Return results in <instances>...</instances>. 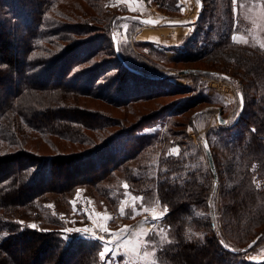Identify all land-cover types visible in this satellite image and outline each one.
I'll list each match as a JSON object with an SVG mask.
<instances>
[{
    "label": "trees",
    "instance_id": "16d2710c",
    "mask_svg": "<svg viewBox=\"0 0 264 264\" xmlns=\"http://www.w3.org/2000/svg\"><path fill=\"white\" fill-rule=\"evenodd\" d=\"M111 1L0 0V264H105L101 243L63 233L46 204L53 199L67 213L86 187L117 206L116 173L143 207L167 208L161 231L147 239L150 264H264L244 259L264 240V48L232 39L245 25L241 0L235 7L232 0H201L203 12L175 57L180 64H205L188 74L226 76L242 95L240 117L213 130L222 153L211 134L203 140L216 186L204 145L191 144L186 130L195 129L206 108L191 112L198 100L161 120L162 133H139L141 124L160 117L156 110L141 114L162 96L146 86L165 84L170 75L131 62L121 44L117 55L113 29L129 14L110 11ZM150 1L167 14L179 12L177 0ZM28 90L54 97L41 107L23 106ZM191 90L172 89L174 95ZM200 99L212 104L210 97Z\"/></svg>",
    "mask_w": 264,
    "mask_h": 264
},
{
    "label": "rangeland",
    "instance_id": "374dc122",
    "mask_svg": "<svg viewBox=\"0 0 264 264\" xmlns=\"http://www.w3.org/2000/svg\"><path fill=\"white\" fill-rule=\"evenodd\" d=\"M137 4L138 6L131 5L129 8L127 5L118 3V0H112L107 5V8L110 11L119 13L126 11L129 15L156 19L162 21V23L182 21L191 24L187 26L188 30L183 35L179 44L167 48L159 44L137 40V35L145 24L132 22L133 20L130 18L120 19L118 17L116 20L117 22L113 29V34L116 35L119 45L121 44L123 54H126L128 59L135 64L142 65L158 74L170 75L169 77L167 76L169 79L165 84L152 83L146 86L149 90L153 89V94L162 93L160 94L162 96H154L155 98L151 102L144 104V111L141 112V114L156 110L157 115H160V117L157 118L155 122L153 120L141 124L138 130L139 133H162L163 124H161V120L167 117L170 112L180 111L182 109L181 105H187L198 100L190 111L193 112L201 108H206L201 114L196 116L195 129L197 132L194 131L195 129L186 128L190 136V143L195 147L201 145L203 148L205 136L211 134L210 138L212 142H214L213 146H215L216 151L221 154L222 145L219 144V140L213 136V130L219 127L217 123L219 111H221V116L226 121L225 125L234 122L235 115L240 114V112H238L240 109L239 107H241V105L239 106V99L237 97L238 89L229 78H223L222 76L196 77L192 74L179 75V71L187 70L189 73L190 69L205 67V64L201 62L188 64L175 62L177 61L175 57L183 53L185 38L196 26V21L199 17L196 1L184 0V2L181 3L180 0H177L179 12L172 14L163 12L159 9L158 5L154 4L152 1L140 0ZM181 9H184V11H181ZM238 9L240 13H243L245 25L241 24L242 32L234 35L236 37L235 42L241 44L252 42V44L264 48V2L258 0H241L240 3H238ZM205 44L206 42L200 38L199 47ZM81 81H83V78ZM175 86L186 87L190 90L196 89V91L194 92L191 90V92L186 94L174 95L176 92L172 91V89ZM240 87H242V85H240ZM105 89L107 93L111 94V90L108 87ZM52 97L54 96L51 93L47 94L36 92V90H28L23 92L19 101L23 106L32 105L41 107V105L49 104L53 99ZM202 97H210L212 99V104H201L200 98ZM180 99L182 100L180 102L181 104L172 106V102ZM145 106L147 107L146 110ZM221 106L223 109L220 108ZM163 109L165 110L163 111ZM191 112H188V115ZM113 113L115 117L120 116L119 112ZM175 119L181 120V118ZM233 134H235V132H233ZM120 142L122 143V141ZM70 151V149L66 150V152ZM36 152L47 155L52 153L43 148H39ZM129 165H131V162H129ZM116 178L119 179L117 180ZM120 178H122L121 175L116 173L115 179L117 180L116 183H119V186L118 188L115 186L114 194L117 195V197L121 195V201L117 206H111L109 203L97 200L96 197L89 193V189L86 187H80L77 190L75 196L70 201L71 207L67 213H65V207L59 206L56 208L53 199H50L46 205L52 209V215L57 214L56 217L59 218L63 225L60 227L63 233L72 234L74 232L70 229L84 227L88 230L91 229L94 233L103 237L105 241L110 242L114 248H122L119 255L124 254L123 258L118 257L117 259H115L117 256H115V258L112 256L111 259L102 257L100 250V259L105 262V264H150L153 262L152 256L154 250L151 249L150 245L147 243V239L155 231H161L160 224L163 218L162 216L160 219L153 220V209L157 216H160V214L165 211L158 202L150 207H146L149 209L147 212L143 211V208L138 206L137 201H132V197L135 195L128 191V187L125 189L124 185L127 183H123ZM125 191L129 193V196H124ZM122 201L125 202L122 203ZM73 202L75 203L73 204ZM134 209H140V211L136 213ZM59 210L61 211L60 214H58ZM105 217H108V219H105ZM24 220L25 219L21 220L23 224L27 223L31 226L37 225L34 221L25 222ZM101 229L105 230L102 231ZM244 259L251 263L264 262V240L249 251Z\"/></svg>",
    "mask_w": 264,
    "mask_h": 264
},
{
    "label": "crops",
    "instance_id": "0c3cea01",
    "mask_svg": "<svg viewBox=\"0 0 264 264\" xmlns=\"http://www.w3.org/2000/svg\"><path fill=\"white\" fill-rule=\"evenodd\" d=\"M118 3L127 5L129 8L131 5H137V3H128L125 0H118ZM162 23V21H160ZM166 23V22H165ZM188 25H179V26H167V25H159V26H152V25H145L137 35V40L144 41V42H151L155 44H159L164 47H173L177 46L179 42L182 40L183 35L187 32ZM148 31L150 33H148ZM147 32V33H146ZM77 229H70L74 233H77L79 237L87 239V240H97L101 243V253H104L103 257L111 259L112 256L115 259L123 258V255H119L122 248H114L110 242H106L105 239H100V236L94 233L91 229L85 232V228H78ZM106 242V243H105ZM115 245V243H114ZM107 247V249H106ZM115 251V252H114ZM118 254V255H115Z\"/></svg>",
    "mask_w": 264,
    "mask_h": 264
},
{
    "label": "water",
    "instance_id": "95a60500",
    "mask_svg": "<svg viewBox=\"0 0 264 264\" xmlns=\"http://www.w3.org/2000/svg\"><path fill=\"white\" fill-rule=\"evenodd\" d=\"M196 1V5H197V9H198V16L203 12V5H202V1L200 0V2L198 3L197 0ZM122 18H130V19H133V20H136V21H139L145 25H152V26H159V25H167V26H179V25H188L186 22H182V21H171V22H166V23H161L159 20H156V19H150V18H146V17H142V16H137V15H125L123 16ZM173 22H178V23H173ZM113 38V42H114V46H115V51L117 53V55L119 56V52H118V46H119V42H118V39L116 37L115 34H113L112 36ZM179 75H185V74H188V71L187 70H183V71H180L178 73ZM223 78H227L226 76H222ZM238 97H239V101H240V113L242 111V108H243V100H242V95L241 94H238ZM240 117V114L237 116V119ZM217 123L219 126H223L226 124V121L222 118L221 116V111H219L218 115H217ZM203 144H204V150H205V154H206V157L208 159V163H209V166H210V169L213 173V176H214V186L217 185V173H216V170H215V165H214V161H213V157H212V154H211V149L208 145V143L206 141H203ZM260 237V235L258 237H256L253 241H251L249 243V245L246 247V249H244L245 251H249L250 249H252L256 243H257V240L258 238Z\"/></svg>",
    "mask_w": 264,
    "mask_h": 264
},
{
    "label": "snow or ice",
    "instance_id": "6c2138e0",
    "mask_svg": "<svg viewBox=\"0 0 264 264\" xmlns=\"http://www.w3.org/2000/svg\"><path fill=\"white\" fill-rule=\"evenodd\" d=\"M125 2H128V3H138V2H140V0H125ZM149 2H150V0H149ZM180 2L183 3L184 0H180ZM197 2L199 3L200 0H197ZM232 3H233V6L235 7L237 5V3H238V0H232ZM178 7H179V5H178ZM181 11H184V9H181ZM173 23H178V22H173ZM232 39L235 41L236 40V37L233 36ZM124 187H125V189H127V187H128L127 184H125ZM124 196L125 197L129 196V193L127 191H125ZM137 200L141 201V207L143 208V211L147 212L149 209L146 208V207H143V198L142 197H136V196H133L132 197V201L133 202H135ZM124 202L125 201H122V203H124ZM74 203L75 202H73V204ZM139 211H140V209H134V212H136V213H138ZM164 211L165 212L167 211V208L166 207H165V210ZM122 214H123V209H122ZM163 214L164 213H161L160 216H157L155 214V210L153 209V220H157V219L162 218ZM197 215H201V213H197ZM105 219H108V217H105ZM32 227H35V225H33ZM101 230L104 231L105 229H101ZM77 231H80V230L77 229ZM84 231L87 232L86 229ZM100 239H103V237H100ZM103 255H104V253H101V256L102 257H103Z\"/></svg>",
    "mask_w": 264,
    "mask_h": 264
},
{
    "label": "bare ground",
    "instance_id": "6f19581e",
    "mask_svg": "<svg viewBox=\"0 0 264 264\" xmlns=\"http://www.w3.org/2000/svg\"><path fill=\"white\" fill-rule=\"evenodd\" d=\"M147 33V32H146ZM148 33H150L149 31H148Z\"/></svg>",
    "mask_w": 264,
    "mask_h": 264
}]
</instances>
